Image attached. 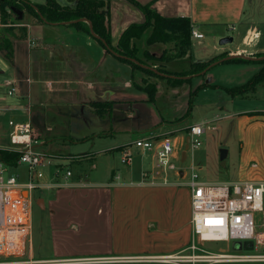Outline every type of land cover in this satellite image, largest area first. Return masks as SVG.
Listing matches in <instances>:
<instances>
[{"label": "crops", "instance_id": "obj_1", "mask_svg": "<svg viewBox=\"0 0 264 264\" xmlns=\"http://www.w3.org/2000/svg\"><path fill=\"white\" fill-rule=\"evenodd\" d=\"M26 1L32 4L46 2ZM56 1L60 5L75 4L69 0ZM136 1L150 4V8L163 17H187L191 27L202 34L200 39L190 37V50L183 58L162 61L159 58L163 54L175 53L174 45L163 42L147 45L145 39L150 33L147 29L135 42L138 57L153 68L181 72L188 70L191 63L214 57L250 59L264 53L261 30L264 0ZM1 3L2 0L0 119L14 122L28 119L39 139L36 149L43 147L49 151L58 135H75L79 130L77 125H85L75 140H98L121 133L120 137L111 138L106 148L99 150L100 153L116 150L120 157V150L137 138L157 140L168 136L175 143L174 161L180 157L190 126L203 125L205 131L215 130L216 119L228 118L241 146L234 179L220 182L264 181V104L251 107L252 103L247 102L251 100L250 91L232 96L224 89L243 85L255 75L261 68L254 61L257 59L240 63L219 62L205 73L184 77L186 81L177 85L157 77L147 80L142 72L135 74L127 63L108 52L97 38L73 26L40 22L26 9L13 19L8 16L3 21V14H7L1 9ZM6 10L8 14L12 12L7 6ZM143 21L142 12L127 0H109L111 46L118 45L122 32L129 25ZM229 36L233 38L230 43L218 44L221 37ZM4 45L10 49V54L7 55ZM143 52L158 59H146ZM144 80L155 84L153 101H149L148 94L136 86H142ZM7 83L15 87L12 95L7 93ZM258 86L262 88V83ZM222 103L235 109L232 112L226 109L223 115L215 114L210 118L209 111L223 109ZM136 106H139V121L133 126L128 120L134 118ZM205 106L206 114L193 118V109ZM120 118V123L113 124ZM186 120L191 122L186 123ZM229 123L221 125L220 129L225 131ZM128 131L137 133L131 135L129 141L124 134ZM207 138L201 150H204ZM0 148L11 149L10 144L4 143L1 132ZM132 152V158L123 170L110 168L108 179L97 178L98 175H93L90 180L83 178L81 169L72 172L67 180L55 179L51 173L44 174L43 182L59 183V186L32 191V200L40 212V236L37 245L29 247L25 256L33 260L137 256L183 248L191 235L190 193L188 187L179 186L177 182L187 181V174L195 171L193 164L188 173L179 169L180 179L170 173V181L164 185L160 177L153 181L142 177L143 172L154 170L152 154L138 149ZM80 158L82 156L75 157L71 162L82 164ZM22 167L24 165L17 162L15 167L7 168L20 175ZM92 167L96 170L95 163ZM25 178L26 175H20L21 180ZM198 180L211 183L199 174Z\"/></svg>", "mask_w": 264, "mask_h": 264}, {"label": "built area", "instance_id": "obj_2", "mask_svg": "<svg viewBox=\"0 0 264 264\" xmlns=\"http://www.w3.org/2000/svg\"><path fill=\"white\" fill-rule=\"evenodd\" d=\"M190 37L200 39L202 34L191 27ZM9 95L15 87L7 83ZM11 149L19 152L18 164L26 166V178L17 174L5 176L8 168L0 161V264H113V263H162V264H243L264 263V181H240L232 183H204L191 170L186 182L190 193V230L188 243L181 249L162 254L137 256H94L51 260H33L25 256L26 245L32 227V191L41 187L59 186L54 182H43V168L49 161L36 146L39 139L28 119L20 122L8 121ZM205 131L203 125H192L188 129L189 148L201 145L199 136ZM132 147L150 152L155 160L152 172H143V178L153 181L161 178L168 184L170 173L179 178V169L174 165L175 143L165 136L137 138L131 145L120 150V162L129 164ZM53 177L67 180L71 171L55 166ZM65 184V183H64ZM26 192L27 196L22 195ZM256 214L261 216L257 231ZM232 242L231 248L206 247L208 243Z\"/></svg>", "mask_w": 264, "mask_h": 264}, {"label": "trees", "instance_id": "obj_3", "mask_svg": "<svg viewBox=\"0 0 264 264\" xmlns=\"http://www.w3.org/2000/svg\"><path fill=\"white\" fill-rule=\"evenodd\" d=\"M73 1V0H69ZM129 3L138 8L143 16L144 21L139 24L129 25L121 34L118 45L112 47L110 44V28L108 22V2L109 0H76L73 6L60 5L56 0H46L44 4H32L26 0H2L1 7H8L16 17L22 9H26L38 21L47 24H58L73 26L88 34L89 25L86 19L91 23L93 32L97 36V40L103 45L105 42L107 47L115 52L117 58L127 63L133 71L139 70L149 76H154L164 79L171 84H181L185 80L184 77L199 74L206 69L210 63L218 60L221 57H214L205 62L191 63L186 71L181 72H168L160 67L155 68L160 74L130 61L135 59L140 64L149 66L146 61L138 57V48L136 40L142 38L144 32L149 29L150 33L146 37L145 42L147 45L156 42L173 43L175 53L173 55H162L159 60H172L183 58L190 50V32L191 22L187 17H163L150 8V4H141L136 0H127ZM17 10V11H16ZM5 17V18H4ZM8 15L3 14V21ZM104 46V45H103ZM7 55L10 54V49L4 45ZM109 52V51H108ZM146 59L156 60L158 58L151 57L147 52H143ZM263 57L254 60L261 65L260 70L253 75L246 83L240 86L224 88L226 92L232 96L243 95L249 90H254L255 87L264 81V53L257 55ZM250 59L242 57H233L229 60L222 61L223 63H240L249 62ZM143 85H136L137 88L144 90L148 94V100L153 101L155 96V84L143 81ZM195 92V91H194ZM99 107V104L95 105ZM19 152L13 149L0 148V161L6 167H15L19 158Z\"/></svg>", "mask_w": 264, "mask_h": 264}, {"label": "rangeland", "instance_id": "obj_4", "mask_svg": "<svg viewBox=\"0 0 264 264\" xmlns=\"http://www.w3.org/2000/svg\"><path fill=\"white\" fill-rule=\"evenodd\" d=\"M73 1L75 2L76 0H73ZM2 10L5 11V13L11 19L15 17L14 13L12 12H9L10 14H8V10H6V7H4ZM261 30L263 32V37H264V26L261 28ZM134 72L135 74L141 73V71L139 70H135ZM143 75H145L148 78L147 80L154 77V76H149L145 73H143ZM147 80H144V81L148 82ZM148 83H151V82H148ZM255 89L256 90H249L251 94V97H250L251 100L247 102L250 104L252 103L251 107L263 106L264 104V81L262 82V88H259V86L257 85ZM206 106L193 109V113H192L193 118L198 119L199 117L205 115L208 110ZM220 106L224 108L221 110H215L214 112L213 110L209 111L210 118H213V115L215 114L217 116L221 114L223 115L224 113L227 112L226 109H228L229 112H232V109L233 110L235 109V107H231L230 105L226 106L225 103H222ZM136 108H137V111L135 113L134 118H132L131 120L130 119L128 120V124L130 123L133 126L136 125V123L139 121V106H136ZM229 121L231 120H228V118L224 120L221 118L216 119V121L214 122V125L217 128L215 130H206L205 133L199 136L201 145L197 148L198 150H193V148H189V150L187 151V159L185 161L181 162L180 157L178 159H174V161L172 162L174 163L175 167L177 169H184L188 173L190 166L193 164L192 166H194L196 173L199 174L200 177H202L205 181H208L211 183H214V182L221 183L222 181L224 182L225 180H233L235 176V171L238 167L237 158H238V153H239L240 146H241V141L236 136L233 130V127L229 123ZM120 122H121V118L119 121L113 122V124H117ZM187 122H191V120H186V123ZM227 123H229L228 129L226 128L225 131L221 130L220 126L227 125ZM77 126L79 130L75 133V135L74 134L58 135V137H56L53 140V144L50 149L51 151L50 150L48 151L46 150V148L44 149L43 147L38 149V151L46 155L45 160L49 161L48 165H46V167L43 168V173L45 175H47V173H51V176L53 177L54 168L58 164L62 165L63 170H65V168L69 169L71 171V174L72 172L75 173L81 169L82 171H84V174H83L84 177L83 176L82 177L83 178L86 177L89 180L91 179L93 175L95 176L98 175L99 177L97 178H101V179L107 178L108 179L110 176L111 167L114 168L116 171L123 170L125 165L120 162V154L117 153L116 150L112 151L108 149L106 151H103V153H100L99 151L102 148H106V146L110 144L111 138L120 137L122 135L121 133L116 132L112 135L113 137H109V138L100 137L98 138V140L97 139L93 140V138L75 140V138L80 136L81 132H83L82 130L85 129V125L83 126L77 125ZM9 130H10V127L8 125L7 119L1 118L0 119V132L1 134H3L5 144H10L9 134H8ZM124 134L128 141L131 140V135L132 136L137 135V133H134L132 131H128L127 133H124ZM205 137H208L207 144L204 147V150H201L203 149V145L206 143ZM183 144L184 142L182 143V145ZM221 149H224L227 152L229 150V154L227 155V157H225V161H226L225 166L220 165L219 154H220ZM132 150H136V148L132 147ZM192 151H195L193 154V157H191ZM81 156H82V159L80 158L81 159L80 162L83 161L82 164H78L77 162H71V160L74 159L75 157H81ZM76 159H79V158H76ZM93 163H95L96 170L92 167ZM252 164L253 163H251L250 166H252ZM24 167H22V171H20L21 172L20 175L23 177L26 175V168ZM198 167H200L199 170H198ZM9 174L15 175L17 174V172L9 169L7 170L5 176ZM17 175L20 177L19 174ZM173 176L176 177L175 174ZM26 194H27L26 192L22 193L24 197L27 196ZM33 194L35 193L33 192ZM260 218L261 216L259 214H256L257 231L261 229L258 225L261 222ZM39 236H40V212L38 210V207H35L34 201H33L32 203V229H31V233L29 237L30 241L28 240L29 242H27V245H26L27 252L29 250V247L31 248L33 246L34 248L35 245H37L36 243L39 239ZM231 246H232V242H228V243L217 242V243L206 244V247L212 250H215L221 247L224 249L226 248L228 249V248H231ZM26 257H28V255H26ZM115 264H162V263H115ZM243 264H248V263H243ZM259 264H264V263H259Z\"/></svg>", "mask_w": 264, "mask_h": 264}, {"label": "water", "instance_id": "obj_5", "mask_svg": "<svg viewBox=\"0 0 264 264\" xmlns=\"http://www.w3.org/2000/svg\"><path fill=\"white\" fill-rule=\"evenodd\" d=\"M81 20H84V21H86V22L88 23V25H89V32H90V35H92L93 37L97 38V36H96L95 33L93 32V29H92L91 23H90L88 20H86V19H81ZM232 40H233V38H232L231 36H229V37H221V38L218 40V44H219V45H224V44H226V43H230ZM102 43H103V45H104V47L106 48L107 51H109V52L112 53L113 55H117L115 52H113L112 50H110V49L107 47V45L105 44L104 41H102ZM117 56H119V55H117ZM233 57H235V56H227V57H225V58H223V59L216 60V61L210 63V65H208V67H207L206 69H204L203 71H201L199 74L205 73L208 69H210L212 66L218 64L219 62H222V61H225V60H229V59H231V58H233ZM244 58L248 59L249 57H244ZM261 58H263V57L250 58V59H261ZM129 60L132 61V62H134V63H136V64H138V65H140V66L143 67V68H148V69H150V70H152V71H154V72L160 74V72H158L155 68H153V67H151V66H147V65L140 64V63H139L137 60H135V59H129ZM189 142H190V136L187 135V136L185 137V142H184L183 149H182V151H181V153H180V161H181V162L185 161V159H186V152L189 150ZM226 155H227V151L224 150V149H221V150H220V154H219V159H220V165H221V166H225V157H226Z\"/></svg>", "mask_w": 264, "mask_h": 264}]
</instances>
